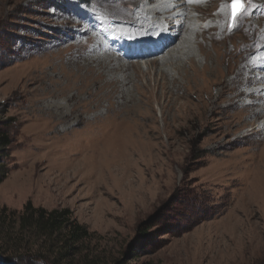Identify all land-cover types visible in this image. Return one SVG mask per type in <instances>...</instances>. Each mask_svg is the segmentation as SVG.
Here are the masks:
<instances>
[{
  "label": "rangeland",
  "instance_id": "rangeland-1",
  "mask_svg": "<svg viewBox=\"0 0 264 264\" xmlns=\"http://www.w3.org/2000/svg\"><path fill=\"white\" fill-rule=\"evenodd\" d=\"M243 2L222 21V39L205 43L195 31L187 79L178 71L187 59L159 63L176 41L157 54L139 47L158 31L138 33L134 0H0V129L10 140L0 158V264H28L37 248L28 236L16 244L8 216L27 202L68 209L87 228L80 254L58 264H264L263 119L228 107L229 95L207 101L235 49L257 39L251 25H264V7ZM216 5L189 21L214 25ZM99 39L118 65L94 63Z\"/></svg>",
  "mask_w": 264,
  "mask_h": 264
},
{
  "label": "bare ground",
  "instance_id": "bare-ground-1",
  "mask_svg": "<svg viewBox=\"0 0 264 264\" xmlns=\"http://www.w3.org/2000/svg\"><path fill=\"white\" fill-rule=\"evenodd\" d=\"M134 1L135 3H137L135 7L136 10H135V16H134L135 17L134 19L137 20L136 21L137 24L136 23L134 24L135 26L137 25L138 28L142 29L138 31V33L149 34L153 31L154 32L156 30L158 31V35L156 34L157 37L155 36L157 39L144 42L143 44H140L139 47H141L142 49H148V47L150 46H155V47L157 46V50L153 52L154 54H157L158 49H162L164 51L167 47H170L174 41H176L177 44L173 46L174 48L171 49L167 53V55H165L164 58H161L159 60V63L163 67H167L166 64L168 62H170L172 65V64H176V62L179 60L181 61L180 63H184L182 61L187 59L189 63L187 65L186 64L183 65L182 67L178 69V71L181 72V75L185 78L187 77V79L190 76H193V74L188 75L187 73L188 69L193 72L195 65H196V62H195L196 57L194 55V49L192 48L193 42H195V37H197L196 36L197 34L195 33V31L199 29V32L201 33L200 34L201 38L203 42L205 43H206V40H209L210 42L217 41L224 37V34L222 33V23H223L222 21L226 20V26H227L230 21V18H233L232 11H231L232 0H154L150 4H156V6L152 8L143 7L145 5H148L149 4L148 2L152 0H134ZM243 1L244 0H242V2ZM254 2L257 7H264V0H254ZM208 3L211 5V7L206 6V8H203ZM217 3H220V5L218 7L219 10L218 12H216V15L214 17L216 20V23L214 25L209 24L210 26H205L203 28H197L194 23H191V21H189L188 17L191 15V13H194L195 16H197V18H201V19L203 17L207 18L208 15H210L212 12L215 11L213 10V5H215L216 7L218 6L216 5ZM224 5H226V7ZM244 7H245V4H244ZM244 7H243V10H244ZM254 12L257 13V11H254ZM133 22L134 21H132V23ZM234 25H235V22H233L232 28L234 27ZM251 26L252 27H250V31H249L250 33H248V36L252 38L254 34H257V39H254V40L251 39V40L245 41L241 43L239 47L235 49L236 51H235V54H233L234 56H231V58H229V59H232L233 61L227 73L228 78L226 80L217 81L216 83L212 84V85H215L216 92L214 95L208 96L207 101L212 106L213 103H215V101L218 100L220 97L229 95L230 98L228 99L229 100L228 107H234V106L237 108L239 107L242 109L243 112L248 113L247 117H249L250 119L252 118L253 120H256V121L257 119L262 118L263 119L262 126L264 128V72L262 71L264 69V56L261 57L262 54H264V51L263 52L259 50L255 51L254 56H251V58H249V60L246 61V58L250 54L251 52L250 50L252 49L254 45L259 43L260 46L262 45L264 46V25H261L259 29H258L259 26L257 24L251 25ZM218 31H219V34H217ZM225 31H227L226 28H225ZM175 32H177L178 34L176 35ZM170 33H172V35ZM181 33H183L184 35L180 37L181 39L179 40L178 37L180 36ZM113 40H115V38ZM101 43L102 41L99 39L95 41L93 44V46H97L98 48H100L101 46L104 49L102 50V53L100 54L101 56L95 58L96 60L94 61V63H97L98 66L103 65L107 67L112 66L113 64L118 65V61H119L118 58H120L121 55L120 54L116 55L117 53L114 54L113 52H107V50L108 51L110 50L107 48L106 44L105 46H103V44L101 45ZM204 46L205 45L203 46L200 45V43H198L197 45V48L198 50H200L201 53H202L201 50H203ZM207 47L208 46L206 45V48ZM147 56L149 57L150 53H148L146 57ZM137 67L138 69L140 68L139 66ZM258 76H260V78ZM191 80L195 81L194 77ZM172 82L174 83V80H172ZM212 112L213 111L211 110L206 111V113L210 115L212 114ZM65 121L67 120L65 119ZM231 127L233 126L231 125ZM262 167L264 168V166ZM19 186H20L19 180L14 181L12 187L18 188Z\"/></svg>",
  "mask_w": 264,
  "mask_h": 264
},
{
  "label": "trees",
  "instance_id": "trees-1",
  "mask_svg": "<svg viewBox=\"0 0 264 264\" xmlns=\"http://www.w3.org/2000/svg\"><path fill=\"white\" fill-rule=\"evenodd\" d=\"M9 145L7 134L0 129V158ZM4 178L5 176L0 177V184ZM6 212L7 209L3 208L2 213ZM8 216L13 218V224L17 227L16 244L25 236L38 241L34 245L37 248L34 250L33 247L28 248L29 257H24V259L29 258L28 264H58V259L63 261L75 257L80 254L79 247L82 242L90 236L87 228L74 220L68 209L47 211L43 208H35L27 202L21 212H9ZM50 245L52 249L47 251V254L51 255L47 256L44 252Z\"/></svg>",
  "mask_w": 264,
  "mask_h": 264
},
{
  "label": "snow or ice",
  "instance_id": "snow-or-ice-1",
  "mask_svg": "<svg viewBox=\"0 0 264 264\" xmlns=\"http://www.w3.org/2000/svg\"><path fill=\"white\" fill-rule=\"evenodd\" d=\"M242 0H232V17L235 19L241 12H242V7H241Z\"/></svg>",
  "mask_w": 264,
  "mask_h": 264
}]
</instances>
